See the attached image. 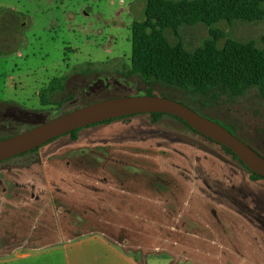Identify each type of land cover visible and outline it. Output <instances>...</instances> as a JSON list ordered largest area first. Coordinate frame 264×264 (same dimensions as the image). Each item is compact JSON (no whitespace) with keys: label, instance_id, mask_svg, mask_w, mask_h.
I'll return each instance as SVG.
<instances>
[{"label":"rangeland","instance_id":"374dc122","mask_svg":"<svg viewBox=\"0 0 264 264\" xmlns=\"http://www.w3.org/2000/svg\"><path fill=\"white\" fill-rule=\"evenodd\" d=\"M145 4L0 0V10L17 12L27 23L22 17L0 31L6 52L0 54V136L10 133L2 124L13 117L27 129L26 113L52 119L100 99L144 94L142 78L125 72L132 23L144 18ZM211 27L185 24L165 35L195 50ZM213 27L224 32L220 46L227 38L262 46L264 17ZM63 75L65 91L42 105L41 88ZM153 93L189 103L264 153V96L257 88L212 98L155 84ZM150 122L149 114H134L92 124L77 140L62 135L1 161L0 257L102 233L143 264H264V179H251L220 144L177 118Z\"/></svg>","mask_w":264,"mask_h":264},{"label":"trees","instance_id":"16d2710c","mask_svg":"<svg viewBox=\"0 0 264 264\" xmlns=\"http://www.w3.org/2000/svg\"><path fill=\"white\" fill-rule=\"evenodd\" d=\"M22 17L17 12L2 8L0 10V31L6 33V26H12L17 23V19ZM263 17L264 0H146L144 18L132 23L131 66L125 73L127 76L139 75L146 84L144 94L148 95L154 94L153 86L155 84H161L179 89L185 94L212 98L225 94L238 96L253 87L257 88L264 96V34L261 47L254 40L240 41L234 38H227L220 46L218 41L224 36V32L213 27L221 20L255 21ZM23 23L27 24L24 17ZM197 23H204L212 27L210 37L195 50H188L182 43L173 44L165 35L167 28H171L177 33L182 25ZM3 53L6 52L0 50V54ZM66 80L67 76L65 75L55 76L41 88L39 97L42 105H50L57 101L55 97L66 89ZM161 96L170 97L164 94ZM184 103L198 111L189 103ZM149 115L153 123L158 122L164 115L172 116L196 131L178 116L161 112ZM113 120L109 119L100 123ZM216 121L222 123L219 120ZM222 124L236 134L231 126ZM6 127L10 133L0 136V139L23 131L15 120H12L7 126L2 124L4 132H6ZM81 129H75L67 134L73 140H77ZM221 146L227 154L238 159L245 166L229 147ZM39 148L17 156L35 152ZM256 150L264 155L258 149ZM250 177L253 180L264 179L263 176L252 171H250Z\"/></svg>","mask_w":264,"mask_h":264},{"label":"water","instance_id":"95a60500","mask_svg":"<svg viewBox=\"0 0 264 264\" xmlns=\"http://www.w3.org/2000/svg\"><path fill=\"white\" fill-rule=\"evenodd\" d=\"M168 113L182 118L197 132L229 147L252 172L264 177V155L222 123L184 102L161 95L138 94L90 102L52 119L36 114L34 126L0 139V162L41 147L75 129L134 114Z\"/></svg>","mask_w":264,"mask_h":264},{"label":"crops","instance_id":"0c3cea01","mask_svg":"<svg viewBox=\"0 0 264 264\" xmlns=\"http://www.w3.org/2000/svg\"><path fill=\"white\" fill-rule=\"evenodd\" d=\"M151 125L153 124L150 122ZM201 135V134H200ZM0 264H143L102 233L61 238L0 257Z\"/></svg>","mask_w":264,"mask_h":264},{"label":"flooded vegetation","instance_id":"af4514ba","mask_svg":"<svg viewBox=\"0 0 264 264\" xmlns=\"http://www.w3.org/2000/svg\"><path fill=\"white\" fill-rule=\"evenodd\" d=\"M102 83H103V82L100 80V81L98 82V85H97V84H95V85H96V86H101ZM93 90H94V86H93ZM36 114H38V113H32V114H28V113H26V117H27V119H25V121H26L27 123H25V124L30 125L28 128L34 126L33 119L35 118ZM44 117H45V116H44ZM13 118H15V119L17 120V122L20 120V118H18V117H13ZM15 119H13V120H15ZM45 119L49 120L47 117H45ZM16 120H15V121H16ZM28 128H27V129H28Z\"/></svg>","mask_w":264,"mask_h":264}]
</instances>
